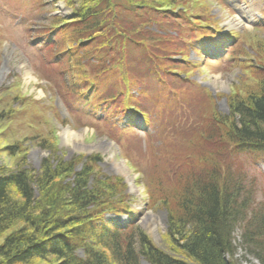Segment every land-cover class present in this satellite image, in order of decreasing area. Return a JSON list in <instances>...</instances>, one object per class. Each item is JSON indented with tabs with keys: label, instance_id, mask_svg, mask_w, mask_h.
Returning a JSON list of instances; mask_svg holds the SVG:
<instances>
[{
	"label": "trees",
	"instance_id": "1",
	"mask_svg": "<svg viewBox=\"0 0 264 264\" xmlns=\"http://www.w3.org/2000/svg\"><path fill=\"white\" fill-rule=\"evenodd\" d=\"M64 1L72 10L71 18L53 16L51 26L57 30V38H63L60 45L68 46L64 55L94 60L93 83L82 81L89 89L101 79H115L116 71L118 80L130 86L132 93L148 79L164 86V79L173 77L185 87L189 83L181 77L178 64L187 62L191 49L199 51L195 47L202 44V38L222 43L218 29L208 25L199 26L202 34L196 37L194 25H205L198 21L205 13L199 12L193 0ZM179 4L175 10L173 6ZM155 24L169 33L152 32ZM167 46L165 54L157 50ZM172 49L180 59L168 54ZM166 55L164 60L174 64L173 68H162L160 58ZM258 69L253 88L231 98L229 117H211L210 123L203 109L191 124L188 114L185 122L175 123V128L184 127L170 130L163 141L157 132L154 136L158 147L169 152L153 168L158 177L150 184L156 187L152 197L158 196V206H166L169 213L170 253L156 248L137 225L113 230L104 222L106 214L130 213L132 198L124 180L99 170L101 157L66 160L48 147L52 155L39 170L28 166L26 158L16 170L0 168V264L40 260L140 264V259L149 264H241L236 257L238 248L264 264V235L242 236L238 245L235 242L240 222H248L249 230L255 224L264 226L263 211L249 219L242 160L248 158L254 165L264 160V64ZM200 91L196 87V92ZM186 105L188 112L195 114L198 105ZM193 130L206 136L201 148H187L186 138ZM171 135L175 146L169 143ZM16 149L10 148L12 152ZM67 236L77 238L74 246L62 241Z\"/></svg>",
	"mask_w": 264,
	"mask_h": 264
},
{
	"label": "rangeland",
	"instance_id": "2",
	"mask_svg": "<svg viewBox=\"0 0 264 264\" xmlns=\"http://www.w3.org/2000/svg\"><path fill=\"white\" fill-rule=\"evenodd\" d=\"M191 3L197 5L199 12L205 13L204 17L198 18L201 23L205 21V25H194L196 37L202 34L199 26L208 25L213 30L220 28L228 32L225 24L230 22L236 26L229 32L232 33L231 46L226 47L225 55L215 60H206L199 51L191 50L187 62L178 64L181 77L189 83L185 87L173 77L164 79V86L157 80L148 79L132 93L130 86L118 80L119 71H116L115 79L111 76L96 81L91 89L82 82L93 83L96 71L91 61L94 60L64 55L68 46L60 45L63 38H57L58 32L51 26L52 15L60 10L53 6L54 3L48 0H0V168L16 170L26 158L28 166L39 170L42 162L52 155L49 147L55 151L56 157L66 160L77 156L101 157L98 168L103 174L127 182L104 152H78L72 145L63 144L60 127L86 129L89 133L83 145L88 147L103 141L113 145L114 161L124 163L132 177V187L137 190L136 194L129 186L127 190L134 199L132 208L136 209L137 227L156 248L170 253L167 237L169 213L166 206H158V196L152 197L156 187L150 184L154 177H158L153 168L159 161H164L169 152L158 147V141H153L154 136L157 132L158 139L163 141L170 130L184 127L181 124L175 128V123L185 122L188 114L189 125L203 109L209 121L211 117H229L231 98L246 95L253 88L259 76L258 66L264 64V0H193ZM173 7L176 10L180 4ZM239 7L249 12L251 21L246 13H238ZM156 30L164 33L165 29L155 24L151 31L158 34ZM53 42H57V46H52ZM167 49L168 46L157 50L165 54ZM59 54L62 55L57 59ZM168 54L181 58L174 55L173 49ZM164 58L168 59L167 55L160 58L163 69L175 66ZM26 70L38 78L37 84L26 85ZM196 87L203 91L196 92ZM151 95H157L159 100ZM186 103L198 105L195 114L188 112ZM132 108L143 112L148 123L145 124L139 115L130 123L126 115L132 114L129 112ZM195 132L193 130L186 138L188 149L201 148L205 142L206 136ZM169 143L175 146L174 135L170 136ZM13 146L17 148L15 152L10 150ZM242 160L251 219L264 212V161L254 165L248 158ZM159 198L163 197L159 195ZM148 213L155 219L147 228L143 220ZM104 220L119 227L132 222L127 215H105ZM154 228L158 233L150 232ZM235 238L238 245L241 238ZM2 243L3 238L0 245ZM237 253L241 264H260L251 257L247 259L243 248H238ZM32 264L54 263L40 260ZM140 264L148 263L140 259Z\"/></svg>",
	"mask_w": 264,
	"mask_h": 264
},
{
	"label": "bare ground",
	"instance_id": "3",
	"mask_svg": "<svg viewBox=\"0 0 264 264\" xmlns=\"http://www.w3.org/2000/svg\"><path fill=\"white\" fill-rule=\"evenodd\" d=\"M55 1H57V0H55ZM237 10L240 11V12H238L240 15H241V12L246 13V16H248L249 21H251L250 15H248L249 12H245L242 7H239ZM239 18H240V16H239ZM239 20L241 22V19H239ZM225 25H226L228 31H232L236 28L235 24H232L230 22H227ZM24 80H25L26 85L37 84L39 81L38 78L34 74H32V72L29 70H26ZM60 128L62 130L61 139L63 140V144L72 145L73 148L78 152L102 151V152H104V154L109 155L111 157V159L113 160V163H114V166H115L117 172L120 175L125 176V178L127 179V182L130 184L131 190L135 194L137 193V190L134 187H132V177H130V175L128 174V172L126 170V166L124 165V163L114 161L115 151H114L113 145L110 142L103 141V142H99V144H96V145L92 144L91 146L87 147L86 145H83V141L86 139L87 133H89L86 129L81 131V130L73 129L71 127H66V128L60 127ZM257 216H259V214H255L254 219ZM154 219L155 218H154L153 214L148 213L145 216V219L143 220V222L145 224H147V228H148V226H149L148 223L151 222L153 224ZM247 226H248V222H246V223L240 222L239 226H238V231H237L238 234L236 232V237H242L243 236L245 238H249V237H254V236L259 237V236L264 235V226L263 225H258V224L256 225L255 224V227L252 230L247 229ZM155 230H156V228L151 229L150 232L152 234L158 233L157 230L156 231ZM76 240H77V238L76 239H70V237H68V236L64 237L62 239V241H64V243L66 245H70V246H74L76 244L75 243ZM249 257L250 256L247 255V259H249ZM256 261L259 262L258 260H256Z\"/></svg>",
	"mask_w": 264,
	"mask_h": 264
}]
</instances>
